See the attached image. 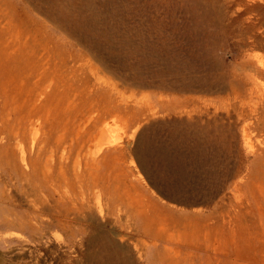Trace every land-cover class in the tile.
<instances>
[{
    "label": "rangeland",
    "instance_id": "1",
    "mask_svg": "<svg viewBox=\"0 0 264 264\" xmlns=\"http://www.w3.org/2000/svg\"><path fill=\"white\" fill-rule=\"evenodd\" d=\"M182 1L80 0V32L0 12V139L42 140L25 160L16 140L0 146V264H264V0H212L216 47L199 56ZM58 205L64 226L49 229ZM144 225L163 242L140 256L118 236Z\"/></svg>",
    "mask_w": 264,
    "mask_h": 264
},
{
    "label": "bare ground",
    "instance_id": "2",
    "mask_svg": "<svg viewBox=\"0 0 264 264\" xmlns=\"http://www.w3.org/2000/svg\"><path fill=\"white\" fill-rule=\"evenodd\" d=\"M77 1H80V0H9V1H4V0H0V12L2 11V16H3V12L4 11H6V14H5V16L6 17H8V19L10 20V21H12L14 18H21V20L23 21V24H24V26H25V28L28 30L29 29V24L31 23V20H32V18L34 17L33 16V10H36V11H40V12H43L45 15H47V17H49L52 21H54L57 25H58V27L60 28V29H64V30H68V29H72V28H68V27H74L75 29H80V30H77L78 32H80L81 31V29L83 30L84 29V27H85V22L86 21H84V19L83 18H85V17H83V18H81L82 16L79 14L80 12H78V14L81 16V17H79L78 15H76V4H77ZM149 1V0H148ZM168 1V0H167ZM182 1V0H181ZM185 2L186 1H188V3H190L188 6H189V9L191 10V14H192V18H193V21H194V34L195 33H198V32H203L202 34H200V35H202V39L201 40H203V42L206 44V42L208 41V43H210L209 42V40H211L212 39V37L215 35V32L218 34V32L217 31H215L214 32V30H209L208 29V26H210V25H212L209 21H210V18H211V15L213 14V12H214V10H215V8H217V7H215V4H213V2H212V0H184ZM156 2V1H155ZM184 2V3H185ZM179 3H181V2H179ZM182 3H183V1H182ZM165 4V3H164ZM186 4V3H185ZM185 4H181L180 6H183V7H185ZM14 5H16L15 7H14ZM89 5V4H88ZM87 5V6H88ZM5 7V9H4V7ZM17 6H18V8H17ZM169 6V5H168ZM178 6V5H177ZM186 10V9H185ZM202 10V11H201ZM218 10V9H217ZM221 10H222V8H221ZM153 11V10H152ZM174 11H175V9H174ZM201 11V12H200ZM162 12V11H161ZM178 12V11H177ZM187 12V11H186ZM188 12H190L189 10H188ZM216 12V11H215ZM150 13V12H149ZM158 13V12H157ZM218 13H219V11H218ZM218 13H214V14H218ZM221 13V12H220ZM219 13V14H220ZM177 14V13H176ZM163 15V14H162ZM169 15V14H168ZM1 16V17H2ZM84 16V15H83ZM191 16V15H190ZM1 17H0V19H1ZM86 19V18H85ZM93 19V18H92ZM157 19V18H156ZM181 19V18H180ZM96 19H94V21H95ZM154 20V19H153ZM185 20H188V19H185ZM190 20V19H189ZM220 20V19H219ZM92 22H93V20H91ZM165 21H167V20H165ZM191 21V20H190ZM88 22V21H87ZM186 22V21H185ZM218 21H216V23H217ZM162 23V22H161ZM178 23V22H177ZM189 24L191 25L192 23H190L189 22ZM210 24V25H209ZM214 24H215V21H214ZM214 24H213V26H214ZM173 25V24H172ZM177 25V24H176ZM187 25H188V23H187ZM218 25V24H217ZM193 26V25H192ZM212 26V27H213ZM87 27V26H86ZM91 27V26H90ZM89 26H88V28H90ZM174 27V26H173ZM211 27V28H212ZM215 27V26H214ZM210 28V29H211ZM215 29V28H214ZM73 30V29H72ZM72 30H70V32L72 31ZM85 30V29H84ZM90 30V29H89ZM88 30V31H89ZM92 30V29H91ZM189 30H191V29H189ZM87 31V30H86ZM86 31H84L85 33H86ZM77 32V33H78ZM91 32V31H90ZM76 32H75V30L73 31V33L72 34H75ZM82 33H83V31H82ZM82 33H80L81 35H82ZM85 33H84V36H86L87 35V33H86V35H85ZM79 34V33H78ZM216 34V35H217ZM106 35V34H105ZM198 35H199V33H198ZM195 36V35H194ZM220 36V35H219ZM82 37H83V35H82ZM193 37V36H192ZM198 37V36H197ZM197 37H194V38H197ZM216 37V36H215ZM217 37H218V35H217ZM216 37V38H217ZM85 38H87V37H85ZM180 38V37H179ZM214 38V37H213ZM83 39H84V37H83ZM86 40H88V39H86ZM86 40H84L85 42H86ZM83 41V40H82ZM147 41V40H146ZM194 41H197L196 42V44L198 43V39L197 40H194ZM211 41H213V43H214V45L216 44V42H214V39L213 40H211ZM191 42H193V40H191ZM199 43V45H195L194 43H192V44H194V46H196L195 48H193V52H191V53H194V54H198V56L201 54V53H208L209 52V49L210 48H213V47H211V45H208V44H204V43ZM87 43V42H86ZM96 43V42H95ZM95 43H94V45L93 44H91V45H93V46H95ZM129 43V42H128ZM99 43H97V45H98ZM106 44V43H105ZM125 44H127V43H125ZM90 45V46H91ZM97 45H96V47H97ZM145 45H146V43H145ZM162 45V44H161ZM181 45V44H180ZM213 45V44H212ZM213 45V46H214ZM125 46V45H124ZM148 46V45H147ZM191 45H189V47H190ZM193 46V47H194ZM208 46H210L209 47V49H208ZM95 47V48H96ZM214 47H216V45L214 46ZM91 48H93V47H91ZM95 48H93L94 50H95ZM99 47H97V49H98ZM109 48V47H108ZM187 48V47H186ZM192 48V47H191ZM191 48H189V54H190V51H192V50H190ZM100 49V48H99ZM112 49V48H111ZM217 49V48H216ZM215 48H214V53H215V50H216ZM25 50V49H24ZM184 50V49H183ZM212 50V49H211ZM104 51V50H103ZM186 51H187V49H186ZM97 52V51H96ZM99 52V51H98ZM101 52V51H100ZM137 52H139V51H137ZM161 52V51H160ZM103 53V52H102ZM136 53V52H135ZM140 53V52H139ZM139 53H138V55H139ZM211 53V52H210ZM213 53V52H212ZM98 54V53H97ZM105 54V53H104ZM107 54V53H106ZM132 54V53H131ZM130 54V55H131ZM152 54H153V52H152ZM180 54V53H179ZM203 54V55H204ZM99 55V54H98ZM188 55V54H187ZM193 55V54H192ZM202 55V54H201ZM211 55V54H210ZM116 56H117V54H116ZM144 56V55H143ZM189 56V55H188ZM193 56H195V55H193ZM212 56V55H211ZM105 57V56H104ZM213 57V56H212ZM22 58H23V60H22ZM22 58H19V62H17L16 64V67L17 68H20L21 69V66L22 65H24V71H25V67H26V63H27V60H28V58H26V57H22ZM140 58V57H139ZM201 58H202V56H201ZM207 58V57H206ZM205 58V59H206ZM168 59V58H167ZM192 58H190V60H191ZM204 59V60H205ZM26 60V61H25ZM163 60V59H162ZM195 59H194V57H193V61H194ZM198 60V59H197ZM196 60V61H197ZM201 60V59H200ZM196 61L194 62L195 64H196ZM202 61V60H201ZM206 61H207V59H206ZM211 61V60H210ZM117 62H118V60H117ZM202 62H204V65L206 66V62L205 61H202ZM220 63H221V61H219ZM218 62V63H219ZM178 63V62H177ZM197 63H198V65H199V61H197ZM208 63L210 64V62H209V60H208ZM215 63V62H214ZM218 63L216 64V65H218ZM122 64V63H121ZM135 64V63H134ZM181 64V63H180ZM163 65V64H162ZM187 65V64H186ZM186 65H184V66H186ZM213 65V64H212ZM215 65V64H214ZM216 65L214 66V67H216ZM139 66V65H138ZM144 66V65H143ZM147 66V65H146ZM197 66V65H196ZM201 66V65H200ZM200 66H197L198 68L200 67ZM221 66V65H220ZM153 67V66H152ZM191 67V66H190ZM189 67V68H190ZM182 68V67H181ZM186 68H187V66H186ZM192 68H196V67H192ZM119 69H121V68H119ZM26 70H27V68H26ZM135 70V69H134ZM139 70V69H138ZM188 70V69H187ZM197 70V69H196ZM21 71V70H20ZM193 71H195V69L194 70H192V72ZM206 71V70H205ZM190 72V71H189ZM188 72V73H189ZM196 72V71H195ZM117 73V72H116ZM136 73H139V74H141L140 73V71L139 72H136ZM181 72H179V75H181L180 74ZM131 74V73H130ZM146 74H147V72H146ZM143 75V74H142ZM144 75H145V73H144ZM205 75V74H204ZM131 76V75H130ZM199 76V75H198ZM126 77V76H125ZM188 77H190V76H188ZM187 77V78H188ZM192 77V76H191ZM195 77V76H194ZM177 78H179V77H177ZM183 78H185V77H183L182 76V85H183V83H184V80L185 79H183ZM197 78V77H196ZM196 78H194V79H196ZM172 79V78H171ZM180 79L181 78H179V82H180ZM200 79V78H199ZM202 79V78H201ZM211 79V78H210ZM167 80V79H166ZM178 80V79H177ZM192 80H193V78L191 79V82H192ZM207 80V79H206ZM156 81V80H155ZM188 81V80H187ZM187 81H186V83H187ZM195 81V80H194ZM199 81H202V80H199ZM141 82V84H142V81H140ZM139 82V83H140ZM198 82V81H197ZM136 83V82H135ZM161 83V82H160ZM159 83V84H160ZM178 83V82H177ZM203 83H205V82H203ZM210 83V82H209ZM238 83V82H237ZM141 84H140V86H141ZM145 83H143L142 85H144ZM188 84V83H187ZM192 84H194V83H192ZM196 84V83H195ZM194 84V85H195ZM200 84V83H199ZM208 84V83H207ZM238 84H240V83H238ZM154 85V84H153ZM162 86H163V84H161ZM178 85H179V83H178ZM177 84H176V86H178ZM181 85V86H182ZM204 85H206V84H204ZM220 85V84H219ZM235 85V84H234ZM237 85V84H236ZM145 86V85H144ZM151 86V85H150ZM175 86V87H176ZM186 86V85H185ZM184 86V87H185ZM156 87V86H155ZM238 87V86H237ZM240 87H241V85H240ZM159 88V87H158ZM161 88H163V87H161ZM166 88V87H165ZM178 88V87H177ZM180 88V87H179ZM182 88V87H181ZM188 88V87H187ZM211 88V87H210ZM223 88H224V86H223ZM193 89H195V88H193ZM180 90V89H179ZM184 90V89H183ZM187 90V89H186ZM190 90H192V89H190ZM189 91V90H188ZM196 91H197V89H196ZM199 91H201V90H198V92ZM207 91H209L208 89H207ZM211 91V90H210ZM217 91V90H216ZM237 91V90H236ZM248 91H249V89H248ZM178 92H183L182 90L181 91H178ZM194 92V91H193ZM234 92V91H233ZM189 93H190V91H189ZM230 93V92H229ZM240 93V92H239ZM253 93V92H252ZM237 93H235V95H236ZM241 96V95H240ZM188 97V96H187ZM199 97V96H198ZM228 97V96H227ZM239 97V96H238ZM189 98V97H188ZM188 98H187V101H188ZM236 99H237V96H236ZM243 99H244V97H243ZM251 99V98H250ZM190 100H191V98H190ZM199 100H201L202 101V99H200L199 98ZM199 100L197 99L196 101L194 100V103H192V104H195L194 106H196V103H197V101H198V103L197 104H199ZM238 100V99H237ZM192 101H193V99H192ZM192 101H190V102H192ZM201 101H200V103H201ZM207 101V100H206ZM229 101V100H228ZM228 101H226V102H228ZM233 101V100H232ZM246 101V100H245ZM203 102H205V100L203 101ZM230 102V101H229ZM228 102V103H229ZM242 102V101H241ZM187 103H189V102H187ZM186 103V104H187ZM206 103V102H205ZM208 103V102H207ZM203 104V103H202ZM201 104V105H202ZM247 104V103H246ZM206 107H207V105L206 104H204ZM203 105V106H204ZM237 105H239V103L237 104ZM236 105V106H237ZM14 106V105H13ZM186 106V105H185ZM208 106H210V105H208ZM226 106H227V104H225L224 106L222 105V107H225L226 108ZM228 106H229V104H228ZM244 107H245V105H243ZM221 107V108H222ZM208 108V107H207ZM225 108H223V109H225ZM235 108V107H234ZM238 108H240V110H238V112L239 113H241V111H243V109L241 110V107H239L238 106ZM228 110V112L227 113H229V107L227 108ZM236 109V108H235ZM226 110V109H225ZM250 110V109H249ZM8 111V110H7ZM13 111V110H12ZM209 111V110H208ZM252 111V110H251ZM245 112V110L243 111V113ZM209 113V112H208ZM248 113V112H247ZM252 113V112H251ZM250 113V114H251ZM5 114V113H4ZM13 114H15V113H13ZM211 114V113H210ZM3 115V114H2ZM7 115H8V113H7ZM222 115V114H221ZM239 115V114H238ZM6 116V115H5ZM244 116V115H243ZM9 118L11 117V116H8ZM240 117H242V113H241V116ZM12 118V117H11ZM5 120L7 119V118H4ZM240 119V118H239ZM7 120H9V119H7ZM25 120V119H24ZM23 120V121H24ZM27 120H28V122H29V120L30 119H28L27 118ZM33 120V119H32ZM31 120V122H33ZM11 121H12V119H11ZM16 122H17V120H16ZM30 123V122H29ZM37 124H39V123H37ZM27 125H28V123H27ZM18 126H19V124H18ZM26 126V125H25ZM40 126V125H39ZM20 127V126H19ZM28 127V126H27ZM31 128H34V127H31ZM36 128V127H35ZM34 128V129H35ZM24 130V131H22V130ZM19 128V129H17V130H15V131H13L12 133H6V134H4L2 137H1V139H0V146H1V148H3L2 146H6V145H8V143H12L13 141L12 140H16V144L15 145H17V149H19L20 151H21V156L23 157V159L25 160L26 158H27V151H29V147H30V145L32 144V147H34V146H38L39 148H38V150H41V144H42V140L40 141V139L38 138L39 137V135L37 136V132H36V134L34 133H32V135H33V137H32V141H30L29 139V136L30 135H28L29 133L26 131V129L25 128ZM33 129V130H34ZM5 130V129H4ZM30 131H31V129H30ZM43 132V131H42ZM4 132H2V134H3ZM60 139V138H59ZM61 140V139H60ZM12 141V142H11ZM219 142V141H218ZM222 142V141H221ZM57 144V143H56ZM119 144V143H118ZM146 144V143H145ZM234 144V143H233ZM117 145V144H116ZM58 146H60V145H58ZM124 146V145H123ZM221 146V145H220ZM11 147V146H10ZM49 147V146H48ZM56 147V146H55ZM207 147V146H206ZM15 148H16V146H15ZM60 148V147H59ZM205 148V147H204ZM220 148V147H219ZM31 149V148H30ZM37 149V148H36ZM54 149H56V148H54ZM1 150V149H0ZM51 150V149H50ZM47 151H49V149L47 150ZM52 151V150H51ZM31 152V151H30ZM44 153H45V151H44ZM25 154H26V157H25ZM38 156H42L41 154V152H37L36 153ZM47 155H49L48 153H46ZM51 154H53V155H51L52 157L53 156H58V153L54 150V151H52V153ZM61 155V154H60ZM63 156V155H62ZM31 158V157H30ZM35 158V157H34ZM62 158L63 157H61V156H59V160H60V162H61V160H62ZM40 159V158H39ZM55 159V158H54ZM53 159V160H54ZM30 160H28V162H29ZM30 163V162H29ZM54 163V162H53ZM28 164V163H27ZM57 164V163H56ZM29 166V165H28ZM57 166H58V164H57ZM59 167V166H58ZM27 169V168H26ZM28 169H30V167L28 168ZM60 169H61V167H60ZM53 170V169H52ZM49 171V170H48ZM50 172V171H49ZM48 172V173H49ZM60 173V172H59ZM53 174V173H52ZM50 176V180L49 181H51V182H53L52 181V179H53V177H52V175H49ZM2 176H0V178H1ZM49 178V177H48ZM1 181L3 180V179H0ZM54 183V182H53ZM9 184V183H8ZM13 184V183H12ZM57 184V183H56ZM15 185V184H14ZM17 185V184H16ZM49 185V184H48ZM51 185V184H50ZM6 187H7V185H5ZM89 186V185H88ZM57 187H58V185H57ZM18 188V187H17ZM56 188V187H55ZM11 189H12V187H11ZM9 190V189H8ZM59 190H61V189H59ZM5 191H6V189H5ZM26 191V190H25ZM36 191V190H35ZM39 191H41V190H39ZM57 192H58V190H56ZM7 192V191H6ZM28 192V191H27ZM81 192V191H80ZM5 193V192H4ZM10 194H12L11 193V191L9 192ZM56 193V192H55ZM3 194V193H2ZM36 194V193H35ZM40 194V193H39ZM57 194V193H56ZM60 194V193H59ZM29 195V194H28ZM10 196V195H9ZM16 197V196H15ZM82 197V196H81ZM42 198V197H41ZM62 198V197H61ZM39 199V198H38ZM51 199H53L52 197H51ZM60 199V198H59ZM34 200V199H33ZM42 200H40V202H41ZM49 201H50V198H49ZM52 201V200H51ZM54 201V200H53ZM107 201V200H106ZM43 202V201H42ZM74 202V201H73ZM63 203V202H62ZM35 204H37V203H35ZM51 204V203H50ZM56 204H57V202H56ZM39 205V204H38ZM46 205V204H45ZM48 205V204H47ZM36 206V205H35ZM106 206V205H105ZM118 206H120V205H118ZM46 207V206H45ZM59 207V205L57 206V207H55V206H51V212H50V215H51V218L49 219V221H48V224H46V227L47 228H49V229H52V228H62L63 226H64V219H63V217H64V211L63 210H61L60 208H58ZM47 208V207H46ZM95 208V207H94ZM34 215H35V221H37V223H38V219L39 218H41L42 216H43V214L44 213H42V211H41V208L39 207V206H36L35 208H34ZM75 214V213H74ZM123 215V214H122ZM132 215H134L133 213H132ZM124 216V215H123ZM128 216V215H127ZM44 217V216H43ZM120 217H121V215H120ZM191 217H192V215H191ZM74 218V217H73ZM129 219V218H128ZM48 220V219H47ZM46 220V221H47ZM129 221V220H128ZM203 221V220H202ZM126 222H127V220H126ZM42 223V222H41ZM128 223V222H127ZM127 223H126V226H128L127 225ZM131 223V222H130ZM133 224V223H132ZM131 224V225H132ZM133 226V225H132ZM129 227V226H128ZM131 227V226H130ZM188 228H191V227H187V229ZM86 229V228H85ZM128 229V228H127ZM130 229V228H129ZM131 230V229H130ZM133 231H135L136 232V234H137V236L139 235V237H138V239L136 238L135 239V242H132L131 241V239H133L132 237L133 236H131V235H122V236H118V237H120L121 238V240L123 241V242H131L132 243V245H133V247H134V249H136L139 253L138 254H141L140 256H144V253H143V251L147 248V240L149 241V242H151V244L152 245H158V244H160L161 243V241H162V232L161 231H154V230H152V229H150V228H147L146 227V225H144V227L143 228H134V230ZM126 234V233H125ZM119 235V234H118ZM191 235L192 234H188L187 235V237L188 238H191ZM141 237V238H140ZM107 240V245H108V247L109 248H111V250H117V251H120L119 250V248L117 247V245L115 244V241L113 240V239H106ZM171 243H173L174 242V239L173 238H171L170 240H169ZM203 241H205V240H203ZM163 242V241H162ZM126 244V243H125ZM121 245V244H120ZM182 246H184L185 247V249H187L186 251L189 253V251L188 250H190V251H194V250H200L201 249V247L199 246V244L198 245H195L193 242H192V240H190V239H188V240H186L185 242H183L182 244H181ZM204 245V244H203ZM132 247V248H133ZM123 248V247H122ZM170 250V249H169ZM171 251V250H170ZM187 253V254H188ZM191 253H193V252H191ZM116 254V253H115ZM118 254V253H117ZM138 254H137V256H138ZM190 256V255H189ZM194 256V255H193ZM191 258H193V257H191Z\"/></svg>",
    "mask_w": 264,
    "mask_h": 264
}]
</instances>
